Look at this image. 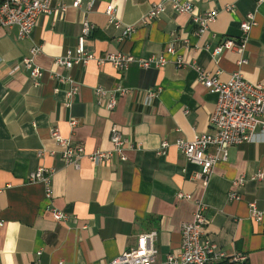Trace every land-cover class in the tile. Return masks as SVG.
I'll use <instances>...</instances> for the list:
<instances>
[{"label": "crops", "instance_id": "0c3cea01", "mask_svg": "<svg viewBox=\"0 0 264 264\" xmlns=\"http://www.w3.org/2000/svg\"><path fill=\"white\" fill-rule=\"evenodd\" d=\"M72 1L53 0V8L65 4V11L40 14L29 38L19 39L16 26H0V264H103L150 231L156 232L153 264H165L166 254L179 246L180 225L190 220L195 200L206 206L207 235L218 249L244 253L247 264H264V221H254L248 207L253 201L264 211V181L250 179L264 167V136L229 146L226 160L214 166L206 184L195 178L200 166L187 161L176 142L209 132L217 96L198 81L194 69L172 62L142 69L133 62L120 74L96 59L68 70L54 64L56 57L76 47L87 15L95 28L85 49L95 58L116 52L148 57L173 43L175 55H167L171 60L177 55L196 62L222 80L240 70L246 80L264 86V0H188L200 14L216 12L198 35L191 16L170 6L143 23L152 4L162 0H81L79 8H73ZM109 4L118 21L134 27L130 36L120 39V30L108 23ZM248 14L254 15L255 24L243 53L230 49L212 57L215 46L243 37L240 24ZM32 44L41 45L34 58L44 70L38 87L32 86L25 69L15 68ZM241 58L247 62L239 66ZM49 72L69 75L78 91L69 99L68 86ZM98 86L133 91L116 95L115 107L108 110L98 104ZM157 87V97L144 106L143 91ZM72 119L77 120L73 128ZM113 124L126 140V160L121 162L95 164L82 157L76 168L61 159L50 134L56 127L91 154L111 148ZM162 142L167 146L159 155ZM39 167L53 170L51 204L68 219L54 220L46 209L43 184L27 180ZM241 177L242 185L233 186ZM230 190L239 199H230ZM177 192L189 194L190 200L178 199Z\"/></svg>", "mask_w": 264, "mask_h": 264}, {"label": "built area", "instance_id": "2783aa9c", "mask_svg": "<svg viewBox=\"0 0 264 264\" xmlns=\"http://www.w3.org/2000/svg\"><path fill=\"white\" fill-rule=\"evenodd\" d=\"M53 0H0V26L13 27L18 29V38H29L36 20L40 14H52L56 10L65 11L66 5L60 4L53 8ZM81 0H73L71 6L79 8ZM166 6L176 13H185L191 16L192 22L196 25V34H201L207 25L216 17V12L208 11L200 14L188 0H162L152 4L148 13L143 16L142 22L147 23L156 18L164 11ZM87 7V10H89ZM108 23L115 29L120 30V39L131 35L134 27L123 24L116 19L115 8L109 4L105 7ZM255 24L254 15L248 14L242 19L240 28L243 37L238 41L226 39L220 45L210 50L212 57L218 56L224 50H235L239 54L244 51L246 36ZM95 26L91 24L84 15L81 21L80 34L77 38V45L73 50H67L63 56L56 57L54 64L59 68L70 69L74 64H86L90 60L99 63H110L120 74H124L130 64L136 62L142 69H159L167 63L172 62L177 67H190L195 70L198 81L210 92L216 94L215 108L209 119V132L196 134L192 140H180L176 142L177 148L185 156L186 160L200 166L201 171L195 174V178L201 179L206 184L212 169L219 161H224L228 155V148L245 142H258V136H264V86L260 83H253L244 78L240 70L230 74L226 80H222L218 75L207 71L196 62H190L180 56L169 59L167 55H175L173 43L166 44L164 51L148 57H134L131 54L121 52L109 53L101 58H95L85 49L86 39L90 36ZM209 50V47L206 46ZM41 52V45L32 44L27 54L17 63L15 68H23L27 71L33 87L40 85V80L44 70L38 66L34 58ZM247 61L241 58L238 65ZM51 78L59 84L67 85L66 95L70 99L75 94L79 85L69 76L59 72H49ZM55 90H58L57 88ZM132 88L117 86L114 89H104L96 87L94 92L98 98V104L108 110H112L117 103V96L130 94ZM159 88H151L143 91L142 104L150 106L157 97ZM68 101L66 105H69ZM77 120L72 119L69 125L73 128ZM50 134L53 140L60 147L61 159L67 164H73L76 168L80 165V159L87 157L95 164H101L111 160L119 162L126 160L123 144L126 141L122 138L117 126H111L109 150H96L91 154H86L83 146L74 145L69 137L63 136L58 128L51 127ZM166 142H162L157 154L165 153ZM41 152H39L40 154ZM53 170L39 167L28 174L29 182H40L44 186V196L47 200L46 209L50 211L56 221L68 219L67 214L57 210L52 204ZM251 180L264 181V167L257 168L250 176ZM244 179L238 178L233 181V186H240ZM2 188H0V192ZM178 199L190 200V195L177 192ZM230 199H239V195L230 190ZM250 217L256 222L264 221V211L256 207L255 202L248 203ZM206 206L201 200L194 201V210L190 220L184 221L180 225V243L177 249L166 254L165 264H240L246 261L247 256L242 252L228 253L218 249L217 245L207 235L208 221L204 216ZM155 231L141 233L136 238L135 246L125 250L118 256L105 261L103 264H153L156 249L154 246ZM40 251L36 255H40ZM56 264H66L64 260H59Z\"/></svg>", "mask_w": 264, "mask_h": 264}, {"label": "trees", "instance_id": "16d2710c", "mask_svg": "<svg viewBox=\"0 0 264 264\" xmlns=\"http://www.w3.org/2000/svg\"><path fill=\"white\" fill-rule=\"evenodd\" d=\"M240 264H247V263L244 261V262H242V263H240Z\"/></svg>", "mask_w": 264, "mask_h": 264}]
</instances>
